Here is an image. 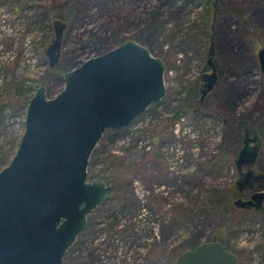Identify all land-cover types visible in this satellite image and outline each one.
Wrapping results in <instances>:
<instances>
[{
	"label": "rangeland",
	"instance_id": "1",
	"mask_svg": "<svg viewBox=\"0 0 264 264\" xmlns=\"http://www.w3.org/2000/svg\"><path fill=\"white\" fill-rule=\"evenodd\" d=\"M54 20L67 26L60 58L50 66L45 51L55 37ZM126 38L165 60L166 94L129 126L108 128L94 148L89 178L116 175L122 182L88 215L63 264H173L171 250L220 231L239 264H264V202L251 211L232 202L264 191L263 179L243 190L235 184L247 125L261 146L244 170L264 173V72L258 58L264 0H0V167L19 147L24 103L37 86L44 82L53 97L66 71ZM211 49L217 78L200 101L201 113L194 105L180 119L167 120L178 106L186 107L179 96L196 83L201 99L202 77L212 71ZM13 74L36 86L16 101L3 88Z\"/></svg>",
	"mask_w": 264,
	"mask_h": 264
},
{
	"label": "water",
	"instance_id": "2",
	"mask_svg": "<svg viewBox=\"0 0 264 264\" xmlns=\"http://www.w3.org/2000/svg\"><path fill=\"white\" fill-rule=\"evenodd\" d=\"M54 38L45 51L49 65L59 60L67 24L54 20ZM203 75L201 99L213 88L216 67ZM264 72V48L258 52ZM166 63L148 47L126 38L115 48L84 60L63 74L61 91L48 97L42 82L28 100L19 147L0 170V264H63L86 227L88 215L111 198L114 185L89 178V159L111 129L129 126L150 104L166 94ZM244 146L235 164L236 187L253 186L259 156L257 134L245 129ZM264 191L234 201L261 209ZM175 264H239L217 238L199 242L178 255Z\"/></svg>",
	"mask_w": 264,
	"mask_h": 264
},
{
	"label": "trees",
	"instance_id": "3",
	"mask_svg": "<svg viewBox=\"0 0 264 264\" xmlns=\"http://www.w3.org/2000/svg\"><path fill=\"white\" fill-rule=\"evenodd\" d=\"M3 88L6 91L7 99H10V100L12 99V100L16 101V100H18V97L22 93H24L25 91L32 92L34 90V88H36V86L35 87L33 86V88H32L31 86H27V85H24L23 83L16 81L15 76L13 74L11 79H10V82L4 84ZM198 88H199V83H196L190 89H187L181 93V95L179 96V99H178V103L180 104V103L184 102V103H186V107H184V105L182 107L178 106L175 109V111L173 112L172 117L167 119V120H169V121L178 120L182 117V114L186 113L187 111H190L191 107H193L194 105L199 106V100H198L199 98H197ZM184 93L187 94V97L184 96L185 95ZM184 98H186V101ZM24 105L27 106L28 101H26L24 103ZM161 123H163V121H161ZM126 163L127 162H123V164H126ZM132 165L133 164H131V166L127 167L128 171H131ZM1 169L2 168L0 167V170ZM117 178L118 177L116 175H110L109 177H104L102 179L110 185L113 184L114 187H117V190H119V187H120L119 184H121L122 179L119 180ZM231 197H232V195L229 198L232 199ZM230 202H231V200H230ZM177 210H178V208H177ZM187 243H188V245H184V246H180L178 248H175V249L171 250V252L168 254V257L173 262V264H175V260L177 259L178 255H180V253L187 250L188 248H192V247L196 246V243H194L192 240H189Z\"/></svg>",
	"mask_w": 264,
	"mask_h": 264
},
{
	"label": "flooded vegetation",
	"instance_id": "4",
	"mask_svg": "<svg viewBox=\"0 0 264 264\" xmlns=\"http://www.w3.org/2000/svg\"><path fill=\"white\" fill-rule=\"evenodd\" d=\"M217 2V1H216ZM216 2L214 3V7H216ZM219 3H220V1H219ZM217 8V7H216ZM216 10V9H215ZM122 42V41H121ZM259 52V51H258ZM209 58H210V54H209ZM213 60V59H212ZM211 71V70H210ZM212 72V71H211ZM203 78V77H202ZM202 85H203V81H202V83H201V86H200V89H199V91L201 90V87H202ZM201 95H202V93H201ZM200 101H202V99H200L199 98V105H201L200 103ZM194 107V106H193ZM198 107L199 106H195L193 109H194V111H196V112H198V113H201V109H200V111H199V109H198ZM202 114H205L206 116H208V114L206 113V112H203ZM258 137H259V141H260V144H261V137L258 135ZM263 143V142H262ZM238 175H240L239 173H238ZM238 177V176H237ZM239 178V177H238ZM260 179H263L264 180V173H261V174H258V178L254 181V183L257 181V180H260ZM252 193L250 192V194L248 195V196H242L243 198H250V195H251ZM234 199V198H233ZM232 202H234V201H232ZM247 210H249V211H251V210H257L256 208H251V209H247ZM258 212V211H257ZM218 234H215V235H213V236H211V238L210 239H212V238H217L218 240H221L222 242H224V244L226 245V247H227V249H228V251L229 252H232V253H234L235 255H236V257H237V261H238V255H237V253L235 252V250L232 248V245L230 244V241L228 240V239H226V238H224V235L226 236V234H223L222 233V231H220V232H217ZM209 241V240H208Z\"/></svg>",
	"mask_w": 264,
	"mask_h": 264
}]
</instances>
